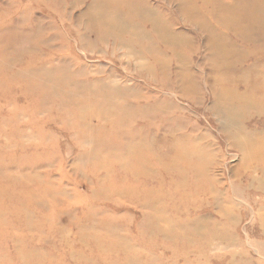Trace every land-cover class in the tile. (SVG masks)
Wrapping results in <instances>:
<instances>
[{
  "label": "bare ground",
  "instance_id": "bare-ground-1",
  "mask_svg": "<svg viewBox=\"0 0 264 264\" xmlns=\"http://www.w3.org/2000/svg\"><path fill=\"white\" fill-rule=\"evenodd\" d=\"M40 1L50 5L51 14L41 16L50 23L44 25L41 20L35 21L31 17L29 25L22 29L25 34L22 41L17 33H13L12 22L4 31L8 44L0 46V85L20 82L29 98L39 101L41 109L51 108V113L59 120L68 115L72 118L70 127L67 128L64 121L62 129L70 134L75 125H87L97 117L106 122L113 118L100 126L108 136L120 131L110 147L104 148L103 138L93 140L100 149L93 153L94 162L89 163L87 170L88 178L92 179V192L85 199L80 195L73 199L76 209L83 205L85 211L93 214L96 211L93 205H96L97 215H103L106 210L110 215L103 217L105 219L101 222L106 230L103 234L96 231V225L91 221H87V228L76 225L80 234L77 253L56 249L53 255L49 251L38 252L37 248L24 251L19 246L13 257L7 256L4 253L8 248L5 242H23L12 232L11 217L4 214L15 213L17 217L21 214L28 219L24 203L31 199L27 196L35 195L27 194L25 190L36 182L40 184L35 175L19 179L20 183H15L9 175L6 178L10 182H3L0 177V264H64L65 255L79 258L71 264H114L119 260L121 264H146L148 259L152 264H174L178 259L183 260V240H186L183 232H192L189 235L198 240L199 230L208 224H220L208 220L207 215L189 218L191 212L197 213L203 208L199 198L212 192V180L204 164L206 149L194 142L187 146L173 141L174 147L170 148L169 154L159 156L153 151L149 135V123H153L156 129V117L162 116L155 114L157 108L150 106V101L140 104L141 98L134 90L119 86L115 89L105 79L88 76L81 67L78 68V64L71 69L69 61L76 55V42L86 47L91 43L92 35L95 44L113 40L119 48L127 49L129 58L148 63L149 75L142 79L166 86L170 82L168 56L182 58L184 96L190 101L202 99L199 83L204 80L210 82L207 95L213 101L211 111L218 115L221 131L243 154L242 171L248 178L249 196L253 199L256 194H264V187H258L256 182L258 175H264V0H167V4H179L176 12L165 5V8L154 7L150 0H73L77 4L91 2L85 26L86 32L90 33H85L86 36L81 35V29H77L65 15L69 7L67 0ZM187 27L192 28L187 30H194V35L200 34L205 39V48L210 53V58L198 66L199 74L193 71L195 57L199 56L198 38L187 34ZM45 30L48 33L44 35ZM51 31L53 33L49 34ZM33 53L38 55H31ZM25 57L27 61L18 64ZM19 65L21 67L18 68ZM36 120H32L33 132L36 135L44 133L52 140L47 143L40 141L43 146L32 145L35 147L31 149H37L45 156L46 152L58 147V141L43 129L44 125L35 123ZM15 127L17 130L13 128L12 134L18 136L20 125ZM22 130L26 131L25 128ZM110 149L117 152L114 154ZM12 159L16 163L22 161L17 157ZM44 160L46 163L53 159L45 156ZM111 170L119 171L113 180ZM99 173H103L102 178ZM188 181L193 184L190 189L186 188ZM51 201L54 204L50 209L56 205L55 200ZM40 204L44 206L46 203L42 201ZM256 204L253 202V207H264L263 201ZM118 205H130L146 211L138 227H149L150 233H138L136 228V233L147 246L145 255L133 248L135 238L132 235L121 236L116 232L124 228L129 234L132 229L129 221L116 217L120 211H125ZM215 205L217 202H213ZM68 206L73 209L71 204ZM228 214L222 208L218 218L225 219L228 224ZM123 217L129 218L127 214ZM25 219L22 226L26 225ZM49 223L51 219L44 215L41 224L33 227L30 224L24 228L31 231L46 224L49 226ZM114 225H118L116 231ZM57 234L63 236L64 232L57 231ZM62 236L60 238L66 248L71 249L70 240ZM24 241L36 242L32 238ZM86 250L89 253L86 254Z\"/></svg>",
  "mask_w": 264,
  "mask_h": 264
},
{
  "label": "rangeland",
  "instance_id": "rangeland-1",
  "mask_svg": "<svg viewBox=\"0 0 264 264\" xmlns=\"http://www.w3.org/2000/svg\"><path fill=\"white\" fill-rule=\"evenodd\" d=\"M166 1L150 0V3L154 7L165 8L166 6L172 12L178 10L179 4L177 2L167 4ZM67 4L69 7L66 9L65 15L68 20H71L77 29H81L79 30L81 35L86 36L84 35L85 33L89 35L90 32H86L85 26L88 21L86 14L91 2L77 4L73 0H67ZM247 6L249 5L247 4ZM50 14V5L42 3L40 0H0V46L8 44L7 34L4 31L9 23L12 22L13 33H17L18 39L22 41V37L25 35L22 29L24 26L29 25L31 17L35 21L41 20L44 25H47L50 22L41 16ZM175 29L177 30V28ZM187 29L192 28L187 27L185 32L198 38V41H194L198 42L199 56L195 57L193 71L195 74H199L198 66L204 64L206 58L207 60L210 58V53L205 48V39L200 37V34L195 33L194 35V30ZM46 33H48L47 30L43 32L44 35ZM52 33L51 31L49 34ZM90 40L91 43L86 47H81L76 42V55L74 54L73 59L71 58L69 61L71 69L75 64H78V68L81 67L88 76L105 79L107 83L112 85V88L126 87L129 90H134L133 92L141 98V101L139 100L140 104L145 102L148 104V101H150L149 105L157 108L155 114L157 116L162 115L156 117L158 118L155 122L157 130L153 128V123H149L151 125L149 127L151 128L149 134L151 136L150 143H152L153 151L156 154L159 156L168 155L170 148L174 147L173 141H180L181 145L187 146L194 142L198 146L202 145L200 148L206 149L204 152L206 156L204 164H206L208 175L212 180V192H207L199 198V203L203 204V208L197 213L191 212L189 218L196 215L201 217L207 215L208 220L220 222V224L217 226L208 224L202 230H199L200 238L198 240L189 235L192 232H183V235L186 236V240H183V260L178 259L175 263L264 264V228L261 229V224L264 223V207H253V202L257 203L255 206L262 203V201L264 202V194H256L253 197V199H259L260 201H255L249 196L251 191H249L248 178L242 171L243 154L221 131V121L218 119V115L215 116L211 111L213 101L207 95V86L210 85V82L206 80L200 82L203 98L199 97L197 99L195 96V101H190L183 94L182 58L176 59L168 56L167 73L170 82L166 86H162L159 83L142 79L141 77L149 75L148 67L146 66L148 63L137 62L129 58L127 49L119 48L115 41L111 40L104 44H95L93 43L95 41L93 35ZM74 41H76V38H74ZM8 51L11 52V49ZM31 55L38 54L33 53ZM9 57L12 58L13 56L9 55ZM42 57L44 58L45 55ZM22 59V62L18 64L27 61V57ZM19 67L21 66L19 65ZM202 73L204 76L206 70ZM138 74L140 75L138 76ZM144 99L147 100L145 101ZM40 107L38 100L29 98L22 83L0 85L1 181L10 182L9 178H6L9 175L10 179L14 180L15 183H20L19 179H28L27 175H35L36 180L40 184L38 185L36 181H33L36 183L25 190L27 194L35 195L27 196L31 199L24 203L25 211H23L25 214H29L28 219L18 213V217L15 213L4 214L7 218L11 217L10 222L14 226L12 232L14 236L23 242L13 243V240L5 242L8 248L4 253L11 257H13L14 250L18 249L19 246L24 251L37 248L38 252L49 251L53 255H55L53 250L56 249H63L64 252L70 250L77 253L79 248L77 239L80 234L76 225L80 227L83 225L87 228V221H91L96 225V231L103 234L106 230L101 226V222L105 219L103 217L110 215L108 210L104 211L103 215H97L98 208L96 205H93L96 215L85 211V206L83 205L77 206L78 208L76 209L75 205H73V199L77 195L85 199L92 192V179L88 178L87 170L89 169V163L94 162L93 153L96 154L100 149L99 146L94 145L93 140L103 138L100 140L105 143L104 148L110 147L111 141L117 138V134L120 131L112 132L108 136L100 126L108 124L113 118L106 122L97 117L92 119L87 125H75L72 127L70 134L62 129V122L65 121L67 123L66 127L69 128L72 118L66 115L64 120H59L58 116L51 113V108L45 107L41 109ZM33 119H37L35 123L39 122L42 127L44 125L43 129L52 133L53 140L58 141V147H55V150L45 153V156L53 159L49 162L45 163V160L43 161L45 156L36 151L37 149H31L35 147L32 145H36V147L43 146L40 141L47 143L52 140L51 137L44 133H40L41 135L37 133L36 135L33 132ZM148 121L150 122V120ZM16 125H20L18 136L12 134V130L13 128L16 129ZM142 126L143 128L144 126L146 127V125ZM23 128L27 132L22 130ZM199 141H201V144L198 143ZM20 148L24 149L17 153L16 151ZM110 151L114 152V154L117 152L116 149H110ZM12 157L20 158L22 161L16 163ZM81 158L83 161H81ZM28 166L32 167L23 170L19 168ZM130 170L132 169L128 171ZM111 171L113 180L119 171ZM63 174L65 176H62ZM102 174L99 173V176ZM257 178V186L264 187V175L260 174ZM29 179L34 180L33 178ZM43 182L48 184L42 185L41 183ZM192 185V182L188 181L187 187H185L190 189ZM32 190L36 191L31 192ZM21 199L25 198L21 197ZM227 199H229L228 203ZM51 200H55L56 205L50 209L51 205L54 204V201ZM29 201L33 204H30ZM42 201L46 203V207L40 204ZM5 202L9 203V200H5ZM213 202H217V205L213 206ZM64 204L67 206L63 207ZM68 204H71L73 209ZM3 205L4 202H2L1 206ZM118 207L125 211H120L116 217L129 221L132 229L128 234L127 230L122 227L121 230L116 231L118 225H114V230L121 236L132 235L135 238V246L133 248L140 250L141 254L145 255L143 253L147 251V246L140 239L138 233H144V231L150 233V229L149 227H138V224L142 221L143 214L146 211L136 209L130 205H118ZM67 208L68 210H66ZM222 208H225L227 213H229L228 219L230 223L228 224H226L225 219L218 218ZM87 212L89 215H87ZM126 214L129 218L123 217ZM44 215L51 219L49 226L46 224L45 226L33 228L31 231H25V226H30L31 224L33 227L35 224H41L42 216ZM24 219L26 225L22 226ZM136 228H138V233H136ZM61 230L64 232L63 236L57 234V231ZM61 236L70 240L71 249L66 248L65 243L60 238ZM28 238H32L36 242L30 244L24 241V239ZM87 253H89L88 250H86ZM168 255L170 256L171 254L169 253ZM70 257L65 255L63 263L71 264L74 259H79L78 257ZM121 263L122 261L119 260L114 264ZM146 264H152V261L148 259Z\"/></svg>",
  "mask_w": 264,
  "mask_h": 264
}]
</instances>
